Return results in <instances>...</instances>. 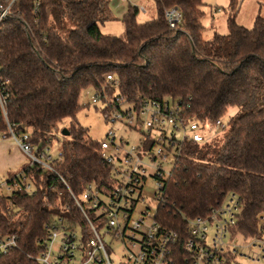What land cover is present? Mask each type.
<instances>
[{"label": "trees", "instance_id": "obj_1", "mask_svg": "<svg viewBox=\"0 0 264 264\" xmlns=\"http://www.w3.org/2000/svg\"><path fill=\"white\" fill-rule=\"evenodd\" d=\"M153 2L156 15L144 22L136 19L138 6L129 4L121 36L99 29V22L113 19L109 0H39L36 13L32 0H18L15 16L2 22L0 132L7 133L9 126L27 132L53 170L25 162L7 173L8 182L19 185L0 194V237L15 234L18 247L0 254V264H39L34 256L41 249L37 239L45 236V223L62 218L72 228L77 222L83 225L69 189L78 194L90 182L112 183L99 141L87 137V129L77 122L81 92L108 88L109 73L119 79L126 99L169 97L182 103L186 117L210 126L230 106L240 107L219 145L180 143L156 218L182 231L184 218L205 216L234 192L241 209L232 233H263L264 9L245 27L236 22L231 0L227 32L205 38L203 0ZM170 7L182 15L175 29L165 17ZM65 118L72 121L68 134L58 136ZM54 138L60 157L47 158ZM27 184L31 190L25 189Z\"/></svg>", "mask_w": 264, "mask_h": 264}, {"label": "built area", "instance_id": "obj_2", "mask_svg": "<svg viewBox=\"0 0 264 264\" xmlns=\"http://www.w3.org/2000/svg\"><path fill=\"white\" fill-rule=\"evenodd\" d=\"M17 1L0 0V27L4 20L15 16ZM38 7L39 0H32L34 13ZM138 8L146 11L142 5ZM165 17L168 27L175 29L182 15L176 7H170ZM105 79L108 88L93 89L91 101L109 124L105 136L98 141L100 157L109 167L112 183L99 186L90 182L78 194L69 189L83 225L77 222L72 228L62 218L45 223L46 234L37 239L41 249L34 259L39 264H113L106 242H120L124 253L117 264H241L236 256L251 264H264V230L249 237L232 233L241 209L240 198L234 192L226 194L205 216L184 218L186 227L182 231L167 228L157 220L164 179L170 172L166 166L170 162L173 166L183 141H204L199 132L204 124L186 117L180 101L169 97L131 101L120 93L118 78L109 73ZM115 125L123 126L127 136L118 135ZM213 127L224 129L226 125L219 119ZM5 138L17 144L28 163L53 170L43 153L29 142L27 132L9 126L7 133L0 132V139ZM46 151L47 158H51ZM56 156L60 157V153ZM18 176L25 178L22 172ZM150 179L154 188L149 193L145 187ZM18 185L16 180L10 184L6 175L0 183V194ZM25 189L31 190V185ZM238 236L244 244L237 243ZM17 247L15 234L0 237V254Z\"/></svg>", "mask_w": 264, "mask_h": 264}, {"label": "rangeland", "instance_id": "obj_3", "mask_svg": "<svg viewBox=\"0 0 264 264\" xmlns=\"http://www.w3.org/2000/svg\"><path fill=\"white\" fill-rule=\"evenodd\" d=\"M204 5L202 6L205 11V16L203 18V24L205 29L203 31V36L205 38H211L214 31L219 33L227 32L226 25V17L230 12L231 0H203ZM236 4V13L235 20L237 23L245 26L251 27L253 25L254 15L258 12V9L261 8V12L264 9V0H234ZM129 4L136 6H144L146 11L141 12L139 10L136 19L139 22H144L152 19L156 15V10L154 6L153 0H109V8L110 12L113 15V19L107 20L104 22H99L98 26L102 33L112 34L121 36L124 31V25L122 21L123 14L127 11ZM219 9V10H218ZM214 15L215 26L211 27L212 17ZM71 25L68 23L67 28ZM94 95V91L92 88H87L83 92H81L79 97V102L83 106V108L77 113V122L82 127L87 129V137L91 139L99 140L103 138L109 128V124L104 121V118L99 111L94 107L91 99ZM99 107H102L101 103L97 104ZM240 112L239 106H230L226 112V114L221 118L222 123L226 125L225 129L215 128L210 126L207 123H204L203 127L199 129V132L204 136V141L208 143H214L219 145L223 140V135L228 129V120L231 116L237 115ZM70 118H65L61 123H59L58 133L57 135H61V131L64 128H67L71 124ZM113 128L117 129V134H123L127 136V132L123 129L124 127L121 125H115ZM130 136V135H129ZM132 136V137H131ZM132 141L134 139V134L131 133ZM1 140V139H0ZM9 140V139H8ZM60 145L57 140L54 138L51 142V146L48 148V153L52 156H56L59 152ZM172 162L168 163L166 166V170L171 169ZM6 174H0V183L5 180ZM154 188V182L150 179L145 187L147 192H152ZM155 206H151V211L154 212ZM20 216V214H17ZM264 224V218H263ZM236 241L239 244H244V239L240 236L236 237ZM106 247L109 250V254L113 261V264H117V260L122 257L124 253L123 246L120 242H114L110 244L106 242ZM237 261L241 264H251L250 261L243 257L236 256Z\"/></svg>", "mask_w": 264, "mask_h": 264}, {"label": "crops", "instance_id": "obj_4", "mask_svg": "<svg viewBox=\"0 0 264 264\" xmlns=\"http://www.w3.org/2000/svg\"><path fill=\"white\" fill-rule=\"evenodd\" d=\"M260 9L261 8H259L258 11H260ZM211 17H212V23H211V27H212L215 26L216 21L214 19V15H211ZM25 162H27L26 155L20 150V148L11 138H5L0 140V174L7 175L9 171H14L18 169Z\"/></svg>", "mask_w": 264, "mask_h": 264}, {"label": "water", "instance_id": "obj_5", "mask_svg": "<svg viewBox=\"0 0 264 264\" xmlns=\"http://www.w3.org/2000/svg\"><path fill=\"white\" fill-rule=\"evenodd\" d=\"M67 134H68V130L66 128L62 129L61 135H67Z\"/></svg>", "mask_w": 264, "mask_h": 264}]
</instances>
